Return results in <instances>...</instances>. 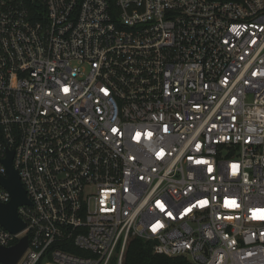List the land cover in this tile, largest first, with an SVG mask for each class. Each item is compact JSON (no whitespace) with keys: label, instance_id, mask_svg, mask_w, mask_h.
Listing matches in <instances>:
<instances>
[{"label":"built area","instance_id":"obj_1","mask_svg":"<svg viewBox=\"0 0 264 264\" xmlns=\"http://www.w3.org/2000/svg\"><path fill=\"white\" fill-rule=\"evenodd\" d=\"M10 151L16 264H264V0H0Z\"/></svg>","mask_w":264,"mask_h":264},{"label":"water","instance_id":"obj_2","mask_svg":"<svg viewBox=\"0 0 264 264\" xmlns=\"http://www.w3.org/2000/svg\"><path fill=\"white\" fill-rule=\"evenodd\" d=\"M13 151L5 159L8 177L0 180L3 185L10 191L12 199L9 203H0V222L8 230L17 233L25 228L24 221L19 217L17 207L21 204H31L25 188L20 181L19 173L12 165ZM28 247L27 236L20 239L11 247L0 245V262L5 264H16Z\"/></svg>","mask_w":264,"mask_h":264},{"label":"trees","instance_id":"obj_3","mask_svg":"<svg viewBox=\"0 0 264 264\" xmlns=\"http://www.w3.org/2000/svg\"><path fill=\"white\" fill-rule=\"evenodd\" d=\"M111 264H115L114 261ZM123 264H195L186 257H170L155 254L153 243L139 237L130 238L125 253Z\"/></svg>","mask_w":264,"mask_h":264},{"label":"snow or ice","instance_id":"obj_4","mask_svg":"<svg viewBox=\"0 0 264 264\" xmlns=\"http://www.w3.org/2000/svg\"><path fill=\"white\" fill-rule=\"evenodd\" d=\"M233 203V205H235V202H232Z\"/></svg>","mask_w":264,"mask_h":264}]
</instances>
